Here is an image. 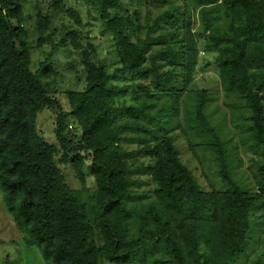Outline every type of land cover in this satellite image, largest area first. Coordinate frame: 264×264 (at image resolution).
<instances>
[{
    "label": "trees",
    "instance_id": "1",
    "mask_svg": "<svg viewBox=\"0 0 264 264\" xmlns=\"http://www.w3.org/2000/svg\"><path fill=\"white\" fill-rule=\"evenodd\" d=\"M182 1L198 13L207 37L192 32L189 7L169 8L152 26L146 25L148 31L141 38L145 26L140 12L135 9L129 16L128 10L147 0H84L87 11H95L113 35L122 66L116 72H126L137 82L132 92L137 104L140 96L170 97L173 104L156 113L178 115L176 105L183 93L176 87L183 86L194 96L191 130L212 139L207 148L215 155L221 191L201 188L182 162L172 135H158L141 123L143 118L156 120L149 111L153 105L144 101L140 106H116L109 86L112 76L94 45L89 41L82 45L77 30L64 32L61 40L65 45L69 39L81 53L86 85L67 92L69 111L63 110L49 90L48 80L57 75L53 65L45 60L32 70L33 43L24 26L22 4L0 0V192L24 246L38 247L49 264H137L151 256L153 264H162L155 258L160 249L169 254V264H238L236 259L250 240L253 215L260 211L264 216V157L257 166V191L235 181L229 148L205 116L212 90L194 88L202 47L204 53L215 54L220 86L216 90L245 102L250 139L264 155V0ZM54 7L64 11L60 2ZM70 16L81 25L75 12ZM220 21L224 28L217 25ZM51 23L48 13L37 12V47L51 42ZM156 30L160 32L152 36ZM208 65L206 61L201 66ZM45 110L56 114L55 145L39 131L38 115ZM121 118L127 121L120 123ZM126 133L134 135L123 137ZM124 141L138 145V158L153 162L136 168L155 184L154 199L138 214L136 240L127 236L132 219L128 203L135 199L134 153L124 149ZM60 164L71 168L81 190L68 185ZM89 177L95 188L90 206L82 194Z\"/></svg>",
    "mask_w": 264,
    "mask_h": 264
},
{
    "label": "rangeland",
    "instance_id": "2",
    "mask_svg": "<svg viewBox=\"0 0 264 264\" xmlns=\"http://www.w3.org/2000/svg\"><path fill=\"white\" fill-rule=\"evenodd\" d=\"M18 1L22 4L23 13L26 17L24 26L28 30L29 41L33 43L31 51L32 70H37L45 60H48L53 65L57 75L48 80L49 90L51 95L59 100L63 110L69 111L67 92L81 91L86 85L85 73L81 65V53L74 49L69 39L65 41V45H63V41L61 40L64 32L77 30L81 35L80 42L82 45L86 47L87 41L94 45L98 58L106 65L109 74L112 76L109 86L116 94V106H140L144 101L153 105L149 111L155 114L156 120L151 122L149 119L143 118L141 123L155 131L158 135L168 133L175 138L181 152L182 162L193 172L202 189L211 192L215 190L221 191L224 188L217 173L218 168L215 155L207 148L208 145H213L211 137L204 134L197 136L191 130L194 126L193 95H189L183 86L176 87L178 91L183 93L176 105L179 107L178 115L172 112L169 115L166 114L168 116L156 113V110L161 109L163 105L169 106L173 104V99L170 97L150 100L140 96L137 104L132 97V92L136 89L137 82L132 81L130 75L126 74V72H116L122 69V66L118 63L113 35L105 30V26L99 20V16L95 11H87L88 5L84 0ZM122 1L128 3V0ZM56 2H60V6L64 8L63 12H59L54 7ZM184 7L191 8L192 32L196 34L202 33L207 37L208 32L204 31L198 13L195 12L191 5L185 4L182 0H169V3L164 6L158 2L154 4L152 1L147 0V2L140 6L138 4V8L130 7L128 14L132 16L135 9L139 10L141 25L145 26L140 33V37L145 38L148 31L146 25L152 26L154 20L167 12L169 8L183 9ZM38 11L44 14L48 13L52 20L51 28L48 32V35L50 34L51 36V42H46L42 47H37L35 43L37 39L35 22ZM72 12L78 15L81 25L76 24L74 18L70 16ZM161 23L163 24V22ZM217 25L224 28L225 23L220 21ZM170 30L169 27L165 29L168 32ZM159 32L160 30H156L152 36H157ZM199 57L201 65L206 61H208L209 65L208 68L199 66L194 88H208L212 90L205 109V116L210 126L217 131L221 140L229 148L228 164L234 180L249 191H257V179L255 180L258 171L257 166L263 161L264 155L263 150L257 147L250 139L249 127L251 123L248 120L250 111L246 108L243 100L232 95H227L221 89L216 90L220 86L218 82L219 75L213 64L215 54L204 53V50L200 47ZM55 120L56 114L52 110H45L38 115V127L41 136L45 138V141L54 145L56 144L54 138ZM125 121L127 119H120V123ZM181 132H185L186 136H183ZM133 135L132 133H126L123 134V137L129 138ZM189 142L195 147L191 148L188 144ZM122 145L125 150L132 154L134 153V159L132 160L134 162V176L132 179L135 184L131 189L135 195V199L128 203V210L132 219L128 223L127 236L128 240H136L140 236L138 214L142 207L152 202L154 199L152 196L153 190L155 189L151 176L145 171L138 172L136 168L141 164L145 166L151 165L153 162L138 158L135 155L138 149L137 144L124 141ZM59 167L63 171L68 185L72 189L81 190V186L71 168L62 164ZM85 169L87 170V168ZM91 180L92 178L90 177L87 179L86 190L82 193L83 200L88 202L89 206L91 205L90 199L93 198L95 189ZM22 239L23 235L12 217L8 214L2 193L0 192V264H49L43 258L38 247L27 249ZM246 248L245 252L237 257L236 261L238 264H255L256 261L264 264L263 212L258 211L253 215L252 231ZM155 258L163 261L162 264H169L170 261L169 254L163 249L157 251ZM153 259L151 256L147 260H139L137 264H153ZM103 264L109 263L103 261Z\"/></svg>",
    "mask_w": 264,
    "mask_h": 264
}]
</instances>
